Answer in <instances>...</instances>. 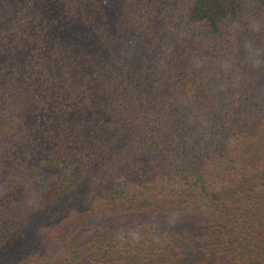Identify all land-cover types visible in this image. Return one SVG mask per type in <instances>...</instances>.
Masks as SVG:
<instances>
[{
  "label": "trees",
  "instance_id": "obj_1",
  "mask_svg": "<svg viewBox=\"0 0 264 264\" xmlns=\"http://www.w3.org/2000/svg\"><path fill=\"white\" fill-rule=\"evenodd\" d=\"M0 264H264V0H0Z\"/></svg>",
  "mask_w": 264,
  "mask_h": 264
}]
</instances>
